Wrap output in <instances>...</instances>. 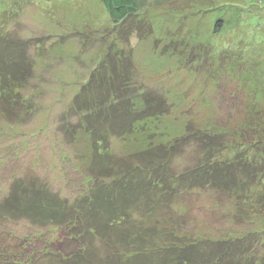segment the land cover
Listing matches in <instances>:
<instances>
[{
  "label": "trees",
  "instance_id": "obj_1",
  "mask_svg": "<svg viewBox=\"0 0 264 264\" xmlns=\"http://www.w3.org/2000/svg\"><path fill=\"white\" fill-rule=\"evenodd\" d=\"M101 3L111 22L102 36L110 40L104 55L107 62H114L113 70L104 75L94 72L71 103L79 116L76 130L86 133L92 146V156L83 157L90 163L86 165L89 174L79 168L78 160H71L84 189L69 200L56 195L48 181L37 178V186L35 179L30 183L17 180L13 194L0 202V217L9 219L3 212L9 210L30 218V223L53 224L67 232L54 244L35 232L27 242L35 246L36 240H42L41 256L32 250L25 257L18 253L20 261H2L0 256L1 263L264 264V82L253 84L249 76L257 65L264 74V40L256 41L245 29L235 52L215 53L208 45H190L181 62L183 67L187 60L206 65L202 71L210 80L216 75L213 63L218 62L223 72L219 82L235 76L238 82H251L258 88L251 96L244 83L236 87L237 102L252 105L244 122L206 128L189 123L172 140L157 144L150 136L147 148L120 156L110 153V142L115 139L108 131L117 130L116 139H122L140 135L145 127L155 137L152 131L163 129L159 127L171 111L165 94L151 92L140 82L134 64L136 45L153 33L146 7L161 2ZM230 22L219 17L214 34ZM25 45L12 35L0 39V108L4 113L10 109L32 113L33 102L22 93L31 73ZM21 51L25 58L17 56ZM99 173L107 176L99 177ZM197 209L209 214L207 222L198 221ZM2 247L1 242L0 255H4Z\"/></svg>",
  "mask_w": 264,
  "mask_h": 264
},
{
  "label": "rangeland",
  "instance_id": "obj_2",
  "mask_svg": "<svg viewBox=\"0 0 264 264\" xmlns=\"http://www.w3.org/2000/svg\"><path fill=\"white\" fill-rule=\"evenodd\" d=\"M159 2L157 6L146 7L145 15L152 23L153 33L136 45L134 64L140 82L146 83L151 92L165 94L171 111L163 118L159 127L163 129H152L155 137L145 127L140 135L122 139H116L117 130H107V134L115 139L110 142V153L120 156L147 148L150 136L157 144L172 140L184 133L189 123L206 128L228 123L234 127L244 122V114L252 105L237 102L240 95L236 96L239 92L236 87L244 83L245 90L249 88L246 93L253 96L258 88L251 82H264V74L258 65L254 73L249 74L253 78L249 83L238 82L235 76L233 82L227 78L219 82L223 72L218 62H212L216 75L211 80L202 71L207 66L199 65L197 60H187L186 66L181 65L190 52V45H208L215 53L224 49L235 52L241 47L237 45L238 38L245 29L255 35L256 41H263L264 0ZM219 17L231 22L220 33L214 34V24ZM109 21L101 0H0V39L12 35L26 43L31 73L22 93L33 102L32 113L8 108L4 110L9 111L4 113L0 108V202L12 195L17 180L23 179L27 183L33 179L37 183V178L48 181L56 195L69 200L84 189L82 176L71 165V160H78L79 168L89 174L90 168L86 165L90 163L83 157L92 156V146L86 133L76 130L79 116L71 103L82 83L91 80L94 72L112 73L114 62H107L104 55L110 40L108 36H102L103 29L111 23ZM184 42L188 46H184ZM17 56L24 57L23 51ZM192 63L196 68H192ZM101 176L107 175L99 173ZM67 179L73 185L69 186ZM84 180L89 184L86 177ZM105 180L110 181L111 176ZM197 210V215L201 216L196 219L207 222L209 214ZM3 212L11 221L0 217V244L5 246L1 248L4 253L0 255L1 259L20 261L16 257L18 253L25 257L32 250L36 256H41L45 246L43 241L36 240L35 246L27 242L35 232L42 233L46 240L51 239L52 244L66 235L64 227L38 226L16 212ZM0 264H3L1 260Z\"/></svg>",
  "mask_w": 264,
  "mask_h": 264
}]
</instances>
